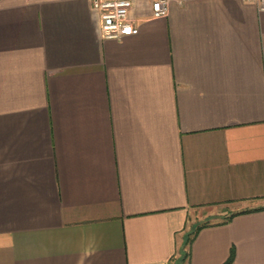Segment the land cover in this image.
<instances>
[{
    "label": "crops",
    "instance_id": "1",
    "mask_svg": "<svg viewBox=\"0 0 264 264\" xmlns=\"http://www.w3.org/2000/svg\"><path fill=\"white\" fill-rule=\"evenodd\" d=\"M0 0V264H264V9Z\"/></svg>",
    "mask_w": 264,
    "mask_h": 264
},
{
    "label": "built area",
    "instance_id": "2",
    "mask_svg": "<svg viewBox=\"0 0 264 264\" xmlns=\"http://www.w3.org/2000/svg\"><path fill=\"white\" fill-rule=\"evenodd\" d=\"M260 9H264V0H255ZM171 0H152L153 15L167 14ZM93 6L99 10L102 20V33L105 37H121L138 32V26L130 17L133 0H93Z\"/></svg>",
    "mask_w": 264,
    "mask_h": 264
},
{
    "label": "trees",
    "instance_id": "3",
    "mask_svg": "<svg viewBox=\"0 0 264 264\" xmlns=\"http://www.w3.org/2000/svg\"><path fill=\"white\" fill-rule=\"evenodd\" d=\"M233 257H234V252L231 254L230 258L224 264H230L231 261L233 260Z\"/></svg>",
    "mask_w": 264,
    "mask_h": 264
}]
</instances>
